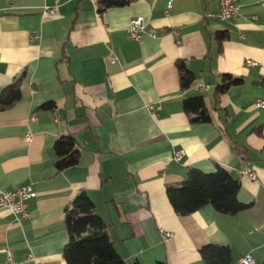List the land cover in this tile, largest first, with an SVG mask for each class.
<instances>
[{"label": "crops", "instance_id": "0c3cea01", "mask_svg": "<svg viewBox=\"0 0 264 264\" xmlns=\"http://www.w3.org/2000/svg\"><path fill=\"white\" fill-rule=\"evenodd\" d=\"M126 1L100 13L98 0H60L51 14L56 0H0V94L22 80L20 99L0 110V189L37 193L27 218L0 207V264L7 250L16 264H68L65 210L83 190L126 264H204L199 249L210 243L230 246V264L249 253L264 264V0H239L230 19L212 16L221 0ZM135 16L147 24L141 40L128 34ZM180 61L196 77L185 90ZM225 73L244 81L216 96ZM194 95H204L210 123L189 122L183 101ZM64 135L79 143L80 163L56 174ZM217 164L252 207L178 215L166 185ZM244 168L259 181L241 177Z\"/></svg>", "mask_w": 264, "mask_h": 264}, {"label": "trees", "instance_id": "16d2710c", "mask_svg": "<svg viewBox=\"0 0 264 264\" xmlns=\"http://www.w3.org/2000/svg\"><path fill=\"white\" fill-rule=\"evenodd\" d=\"M126 0H98V11L110 7L123 6ZM228 38L226 32L216 34L219 43ZM180 74V87L188 89L195 74L186 68L183 61L177 62ZM21 79L9 85L0 94V110L14 104L21 97ZM243 79L232 74H222L221 83L215 88L216 96L227 91L231 86L240 85ZM183 109L191 124L210 123L212 116L204 95L187 97ZM54 150L57 159L54 162L56 174L80 163L81 148L72 135L59 137ZM241 188L240 179L235 178L220 164L213 172H204L189 168L186 178L178 183L166 185V194L174 211L180 216H188L204 206L211 205L217 212L237 215L252 207L238 198ZM96 204L86 191H81L65 210V224L69 240L64 246L63 256L68 264H126L118 253L114 240L107 230L108 224L95 212ZM204 264H230L232 251L229 245L207 244L199 249ZM136 264H140L137 262ZM165 264V263H159Z\"/></svg>", "mask_w": 264, "mask_h": 264}, {"label": "built area", "instance_id": "2783aa9c", "mask_svg": "<svg viewBox=\"0 0 264 264\" xmlns=\"http://www.w3.org/2000/svg\"><path fill=\"white\" fill-rule=\"evenodd\" d=\"M60 0H56L54 6H46L45 10L48 13L55 14L56 8L59 6ZM171 5L168 6L167 13ZM241 6L239 0H221V7L217 14H212L214 17L220 19H230L238 16L240 14ZM146 21L143 16H135L130 20L128 26V34L131 38L135 40H141L146 32ZM149 32L152 35H155L154 29H149ZM34 38H38V34L34 32ZM111 59L114 61L117 59L116 56L112 55ZM249 63H253L251 60H248ZM259 107H264V99L258 101L257 104ZM159 106L156 104H149L147 109L149 112L153 113ZM26 139L31 140V134L26 136ZM264 152V148H263ZM184 155L183 150H178L174 154L176 160H180ZM238 174L241 177H247L254 182H258V176L254 170L251 168H244L238 170ZM37 193L34 190L31 184H24L14 189H0V207L10 209L18 219L27 218L30 216V210L28 206V200L36 197ZM165 239H169L173 236V232L169 230H161ZM6 261L8 264H16L11 250L6 251ZM37 264H43L42 262H37ZM238 264H254V257L251 253L247 254L244 257H241L238 260Z\"/></svg>", "mask_w": 264, "mask_h": 264}]
</instances>
